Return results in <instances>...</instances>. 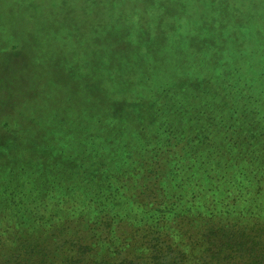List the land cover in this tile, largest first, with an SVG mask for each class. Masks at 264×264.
Listing matches in <instances>:
<instances>
[{
	"label": "trees",
	"instance_id": "trees-1",
	"mask_svg": "<svg viewBox=\"0 0 264 264\" xmlns=\"http://www.w3.org/2000/svg\"><path fill=\"white\" fill-rule=\"evenodd\" d=\"M156 2L0 29V264H264V0Z\"/></svg>",
	"mask_w": 264,
	"mask_h": 264
},
{
	"label": "rangeland",
	"instance_id": "rangeland-1",
	"mask_svg": "<svg viewBox=\"0 0 264 264\" xmlns=\"http://www.w3.org/2000/svg\"><path fill=\"white\" fill-rule=\"evenodd\" d=\"M158 0H154L155 6H158L157 2ZM76 0H0V29H4L7 25L10 23H13L14 17H16L17 21H20L23 26L20 30L19 35L22 36L23 40L20 45H24L26 47L29 46V37L28 33L31 32V28L24 26V21H26V12L28 9L35 7L39 4H41L40 9L48 14H57L56 17L61 18L62 10H66L67 8H72L76 5ZM71 6V7H70ZM18 11V13L16 12ZM35 12V11H31ZM61 12V13H60ZM69 15L66 17H71L72 19L77 17V15L73 14V11L71 13H68ZM65 18V17H64ZM40 20H42L40 18ZM174 26L175 22L172 23ZM7 30H10V27H7ZM182 33V30H179ZM0 100L3 99L5 94H12V93H18L23 88L27 87L26 84V76L28 72L26 70H18V74L11 73L10 71L4 72L2 67L3 65L8 62L10 59L11 54L1 51V47L3 45H6L7 42L4 38V33L0 31ZM19 36V37H20ZM2 39V40H1ZM3 43V44H2ZM32 55L30 54H24L20 57V61H27L31 60ZM43 66H41L40 69H42ZM45 68V67H44ZM39 69V70H40ZM20 74V75H19ZM21 74H24L21 76ZM25 80V81H24ZM3 82V84H2ZM29 90V88L27 89ZM10 100H14L13 98H9ZM3 101H1V104Z\"/></svg>",
	"mask_w": 264,
	"mask_h": 264
}]
</instances>
